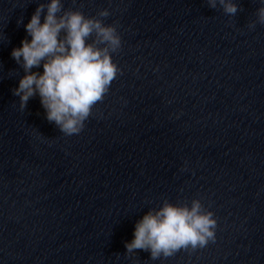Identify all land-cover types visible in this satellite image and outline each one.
<instances>
[{
  "label": "clouds",
  "instance_id": "9594fccd",
  "mask_svg": "<svg viewBox=\"0 0 264 264\" xmlns=\"http://www.w3.org/2000/svg\"><path fill=\"white\" fill-rule=\"evenodd\" d=\"M75 3V0H73ZM219 6L225 15L240 10L236 0H206ZM256 20L248 24L255 29L264 25V0H260ZM46 14L41 22L42 13ZM108 9L96 16H86L79 9L65 8L62 0L39 3L25 30L21 46L13 48L12 58L23 69L13 95L25 110L28 101L39 96L49 123L65 136L78 135L93 108L109 93L112 82L122 70L113 61V53L122 47L116 23L106 24ZM43 67V72L33 71ZM183 170V169H182ZM217 221L200 199L188 203H171L164 199L159 208H150L135 224L133 239L125 243L127 254L150 251L151 259L173 256L181 249L203 248L215 241Z\"/></svg>",
  "mask_w": 264,
  "mask_h": 264
}]
</instances>
